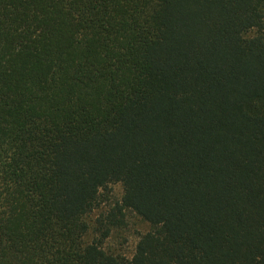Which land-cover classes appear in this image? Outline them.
<instances>
[{
	"label": "trees",
	"instance_id": "1",
	"mask_svg": "<svg viewBox=\"0 0 264 264\" xmlns=\"http://www.w3.org/2000/svg\"><path fill=\"white\" fill-rule=\"evenodd\" d=\"M0 264H264V0H0Z\"/></svg>",
	"mask_w": 264,
	"mask_h": 264
},
{
	"label": "rangeland",
	"instance_id": "2",
	"mask_svg": "<svg viewBox=\"0 0 264 264\" xmlns=\"http://www.w3.org/2000/svg\"><path fill=\"white\" fill-rule=\"evenodd\" d=\"M115 193L120 194L122 188L116 186ZM148 230V225L142 222L137 216L128 213V228L114 236L111 240L112 245L116 248L122 247L125 253H130L138 240V236Z\"/></svg>",
	"mask_w": 264,
	"mask_h": 264
}]
</instances>
